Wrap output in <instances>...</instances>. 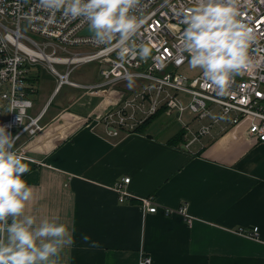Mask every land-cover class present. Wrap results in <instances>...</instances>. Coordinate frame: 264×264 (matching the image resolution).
<instances>
[{
    "label": "crops",
    "instance_id": "crops-1",
    "mask_svg": "<svg viewBox=\"0 0 264 264\" xmlns=\"http://www.w3.org/2000/svg\"><path fill=\"white\" fill-rule=\"evenodd\" d=\"M82 66L88 75L81 71L78 83L93 84L98 65ZM35 74L38 97H32L30 113L46 111L42 131L21 140L30 169L22 178L33 189L25 212L59 216L73 230L62 264H139L142 257L150 264H264V143L248 137L246 126L221 122L187 145L211 118L159 109L148 118L136 112V121H143L134 129L142 128L112 137L99 121V96L68 86L49 105L63 87L55 93L54 80ZM39 85L44 92L38 95ZM184 113L192 117L188 124ZM126 177L119 202L114 185ZM144 198L159 206L156 213L142 208ZM162 207L185 208L192 225L178 213L165 215ZM253 228L257 238L247 235Z\"/></svg>",
    "mask_w": 264,
    "mask_h": 264
},
{
    "label": "built area",
    "instance_id": "built-area-1",
    "mask_svg": "<svg viewBox=\"0 0 264 264\" xmlns=\"http://www.w3.org/2000/svg\"><path fill=\"white\" fill-rule=\"evenodd\" d=\"M191 4L192 0H140L132 11L146 20L130 39L150 45L152 54L146 60L137 56L118 65V48L105 51L106 45L96 43L93 32L82 33L89 28L83 17L71 18L60 11L53 14L42 0H0V126L16 137L13 150L28 159L20 150L21 140H30L44 128L46 107L37 115L30 113L37 93L32 77L43 69L52 76L55 93L69 86L101 98L104 111L99 121L109 136L141 123L136 121V112L148 118L159 109L168 113L188 110L199 120L211 118V123L201 125L187 145L221 122L242 124L248 137L264 143V0H239L241 18L255 38L247 50L248 68L232 78L225 95H218L215 86H204L202 71L193 77L178 71L188 56L177 51L184 26L176 10ZM92 62L98 65L93 84L70 80L76 67ZM128 74L131 82H141L140 90L123 88L129 83ZM180 93L189 95L185 106L178 98ZM128 182L129 178H121L114 185L119 202L126 196ZM141 206L148 213L159 208L152 198L142 199ZM161 209L165 215L180 214L187 226L193 223L185 208ZM247 235L257 238V228ZM139 264H149V258H140Z\"/></svg>",
    "mask_w": 264,
    "mask_h": 264
},
{
    "label": "clouds",
    "instance_id": "clouds-1",
    "mask_svg": "<svg viewBox=\"0 0 264 264\" xmlns=\"http://www.w3.org/2000/svg\"><path fill=\"white\" fill-rule=\"evenodd\" d=\"M139 2L42 0L53 14L60 11L71 18L83 17L95 42L106 45L105 51L118 48V65L137 56L146 60L152 54L150 45L130 39L146 20L132 11ZM238 4L239 0H192L190 7L176 10L184 26L177 51L187 54L188 66L200 69L204 86H215L218 95L227 94L232 78L249 66L247 50L255 37L243 22ZM182 59L183 55L177 62ZM127 78L131 86V74ZM15 138L0 126V264H62L65 248L74 243L73 230L59 216L38 218L25 212L33 189L22 178L30 169L13 150ZM82 239L90 240L87 235ZM90 246L99 244L90 241Z\"/></svg>",
    "mask_w": 264,
    "mask_h": 264
},
{
    "label": "rangeland",
    "instance_id": "rangeland-1",
    "mask_svg": "<svg viewBox=\"0 0 264 264\" xmlns=\"http://www.w3.org/2000/svg\"><path fill=\"white\" fill-rule=\"evenodd\" d=\"M57 68L61 70V67H60V66H57ZM83 68H84V66H82V65L76 67V68L73 70V72H72V74H71V76H70V80L75 81V82L80 81V80H78V75L80 74L81 71L84 73V74H83L84 76H87L88 73H86V72L83 70ZM178 71H179V73H182V74L188 75V76H190V77H193V76H196L201 70L198 69V68H197V69H192V68H190V67L188 66V61H187V62L185 63V65H184L183 67H181ZM33 73H34V72H33ZM53 83H54V85H55V82H54V81H53ZM131 83H135V84H137V86H138L141 82H139L138 80H134V82H131ZM40 84H45V81H42ZM46 84L49 85V82H47ZM54 85L51 83L50 86H51L52 89L54 88ZM67 88H68V86H63L61 92H60L58 95H54V96L51 98V100H50V102H49V105H50L52 102H53V103L58 102L60 96L63 94V92H64L65 90H67ZM77 90H78V89H77ZM42 91L44 92V90H42L41 86L39 85V92H38V95L41 94ZM51 91H52V90H51ZM79 91H80V90H79ZM35 97H36V96H35ZM35 97H33V100H35L38 96H37L36 98H35ZM179 98H181L180 100H181V102L183 103V106H185V105L188 103L189 95H188V94H184V93H180V94H179ZM49 105H48V106H49ZM32 110H33V108H32ZM182 119H183V122H184L185 124H188L189 121L192 119V117H190L189 115H187V113H184ZM162 120H163V118H161V119L158 120V121H159V122H162ZM170 120H171V122H172L173 124L175 123L172 119H170ZM173 124H172V125H173ZM173 127H177V126L174 125Z\"/></svg>",
    "mask_w": 264,
    "mask_h": 264
},
{
    "label": "water",
    "instance_id": "water-1",
    "mask_svg": "<svg viewBox=\"0 0 264 264\" xmlns=\"http://www.w3.org/2000/svg\"><path fill=\"white\" fill-rule=\"evenodd\" d=\"M89 32H93V30H90L89 28H86V29H84V30L82 31V33H89ZM42 77H43V78H47V79H49V80H53L52 76L46 74V72H45L44 69L42 70Z\"/></svg>",
    "mask_w": 264,
    "mask_h": 264
},
{
    "label": "trees",
    "instance_id": "trees-1",
    "mask_svg": "<svg viewBox=\"0 0 264 264\" xmlns=\"http://www.w3.org/2000/svg\"><path fill=\"white\" fill-rule=\"evenodd\" d=\"M145 123V122H144ZM142 126H139L138 128L134 129V131H138L139 129H141Z\"/></svg>",
    "mask_w": 264,
    "mask_h": 264
},
{
    "label": "bare ground",
    "instance_id": "bare-ground-1",
    "mask_svg": "<svg viewBox=\"0 0 264 264\" xmlns=\"http://www.w3.org/2000/svg\"><path fill=\"white\" fill-rule=\"evenodd\" d=\"M98 105V104H97Z\"/></svg>",
    "mask_w": 264,
    "mask_h": 264
}]
</instances>
